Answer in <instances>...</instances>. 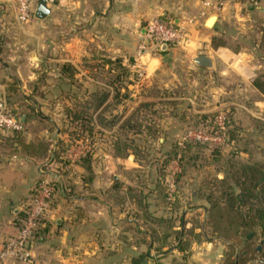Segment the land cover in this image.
Segmentation results:
<instances>
[{
    "label": "crops",
    "instance_id": "0c3cea01",
    "mask_svg": "<svg viewBox=\"0 0 264 264\" xmlns=\"http://www.w3.org/2000/svg\"><path fill=\"white\" fill-rule=\"evenodd\" d=\"M50 8L43 19L33 15L20 22L16 0H0V96L14 93L11 107L25 121L18 142L11 131L0 128V248L5 237L16 233L17 214L30 201L31 192L57 174L61 163H52L59 154L57 143L69 145L61 181L45 214L46 229L29 245L31 262L7 259L0 264H190L179 247L185 239L183 220L206 216L207 203L198 196L196 181L186 195L192 181L180 174L182 166L165 165L164 182L158 164L138 162L130 150L111 162L100 145L93 157L101 160L93 165L95 176L87 180L79 161L87 137L69 141L57 118L46 112L61 99L72 105L90 100V93L100 89L99 75L105 73L108 59L127 63L133 72L138 61L144 70L141 78H147L148 85L152 80V87L157 83L181 90L203 87L212 94L216 89L223 92L214 77L224 76L225 97L235 115L241 113L245 122L263 119L264 94L259 87L264 88V0L257 7L227 1L217 13L205 9L202 0H58ZM212 15L217 19L208 26ZM153 16L172 18L183 27L185 41L136 60L139 31ZM197 55L209 56L212 66L197 65L193 61ZM163 74L169 75L168 81L155 82ZM63 91L65 97L60 96ZM219 91L211 96H220ZM210 99L202 106H209ZM31 107L41 117L30 118ZM168 118L177 122L180 116L176 111ZM175 131L172 135L177 136ZM162 135L170 134L165 130ZM163 138L158 139L159 146L167 153ZM42 140L49 143L47 160L29 154L21 144ZM158 181L168 187V195L155 189ZM136 190L144 194L140 206L131 194ZM190 201L192 208L187 209ZM165 218L172 219L173 229L155 226L153 219ZM224 247L212 237L192 241L187 257L192 260L194 250L201 248L205 264H220Z\"/></svg>",
    "mask_w": 264,
    "mask_h": 264
},
{
    "label": "rangeland",
    "instance_id": "374dc122",
    "mask_svg": "<svg viewBox=\"0 0 264 264\" xmlns=\"http://www.w3.org/2000/svg\"><path fill=\"white\" fill-rule=\"evenodd\" d=\"M106 65L105 73H100L99 75L100 89L108 93L107 104L102 107L100 114L96 113L94 106L86 107L80 104H67L64 99H61L63 102L61 101L58 106L52 107L46 113L56 117L60 124L59 129L67 132L75 131L78 126L75 121L79 120L81 123L79 118L86 119L87 115L85 116V113L90 114L92 118L91 135L87 136V140H84V142L88 143L90 148L93 147L94 149L95 147L94 150L101 145L102 150L110 155L109 161L112 160V157L124 158L127 155V153L123 156L116 154L113 144L115 136H121L124 133L123 130H120V125L132 115L134 120L138 122L137 129H139L140 133L139 136L135 137L137 138V149L140 150L135 156V160L141 163L152 162L161 167L163 163H166L165 157L168 153L163 152V149L159 146L160 142L158 139L164 137V144H166V149L164 150L169 152L179 149L178 154L180 155L178 159L176 157L177 154L175 157L170 155L169 159H171L168 164L172 166L175 162H178L180 166L184 167L180 174L185 179L192 181L187 185L186 195L191 194L193 189L191 185L194 181L200 186L203 183L212 182L226 175L228 184L225 183L232 185L231 174L241 164L264 163V113L260 116L263 119L253 117L250 122L243 121L241 113L235 115L231 104L226 99L227 91H224V87L227 79H224V76L216 75L214 77L215 83L220 87L223 86V92L217 89L212 92V94H215L216 91L222 93L215 98L203 87L196 91L188 87H186L187 90H181L182 87L180 86L176 88L174 86L170 88L158 86L159 83H157V86L152 87L154 85L152 80L151 84L148 85L147 78L139 77L124 62H107ZM91 76L96 80L97 74ZM159 78L155 82L168 81L169 75L163 74ZM47 80H51L49 76H47ZM183 81L185 80L182 79V83L186 82ZM92 94L91 92L90 95L92 96ZM60 96L65 97V92L60 93ZM91 96H89V99L92 98ZM183 96H186V99H183ZM222 96H224L223 99L221 98ZM251 96L253 95L251 94ZM209 98H213L209 100L210 105L202 106L205 104L204 100ZM215 103L217 104L215 105ZM82 110L84 115L81 113ZM176 111L180 116L179 121H169L168 117ZM218 112L224 113L227 118L226 127L230 129L231 142L222 145L185 142L184 147L179 145V141L185 131L189 128L197 127V115L200 113L217 114ZM70 116H72V120H70ZM165 130L170 135L163 136L162 133ZM125 131H129L128 134L131 133L127 128H125ZM173 131L176 132L177 136L172 135ZM97 144L99 145L97 146ZM108 145H110V148H107ZM188 145H190V148H185ZM100 160L96 156L94 163L97 165ZM111 171L113 170L111 169ZM166 172L165 170V172L163 171L164 175L160 174V176H163V181ZM93 176H95L94 171ZM167 183L169 181L166 182V185ZM164 189V192L168 195V187L166 186ZM192 202L187 203V209L192 208ZM260 205L264 206V193L260 195ZM196 206L193 204V208ZM193 217L189 215L183 220L185 239L180 240L179 243V247H183L182 252L185 254V260L189 261L190 264H205V260H203L205 258L204 251L201 248L194 250L192 260L187 256L191 253L189 247L192 241L200 243L204 242V240L206 241L208 237L219 239L225 245L221 251L220 264L224 263L226 256L230 258V260L228 258L227 264H264V231L262 226L254 225L244 229L245 233L242 234L243 237H240L239 243H233L229 247L228 243L215 236L211 229L206 226V216L202 218ZM195 228H200V230L197 231ZM248 235L251 236L248 237ZM217 260L216 262H218Z\"/></svg>",
    "mask_w": 264,
    "mask_h": 264
},
{
    "label": "trees",
    "instance_id": "16d2710c",
    "mask_svg": "<svg viewBox=\"0 0 264 264\" xmlns=\"http://www.w3.org/2000/svg\"><path fill=\"white\" fill-rule=\"evenodd\" d=\"M106 61L108 63H112V61H109L108 59ZM259 88L264 94V88L262 86H260ZM107 94L108 93L106 91L99 89L92 94V98H90L91 100L86 101L83 106H94L97 111L96 113L100 114V110L102 109V107L107 104ZM14 99H16L14 93L4 97V100L6 101L13 115H15L22 122L24 130L25 121H22L20 117L17 116L16 112L18 111V109L11 107V105L15 102ZM80 105H82V103ZM30 109L31 114H28L30 118L38 116L40 114L34 109V107H31ZM81 113L84 115L83 110L81 111ZM215 115V113H200L196 118V120H198L197 126H206L209 131L217 130ZM85 116L86 119L82 117L79 118L81 120V123L79 120L75 121V123L78 125L75 131H68L69 141L81 140L83 138L85 139V137H89L91 135L92 118L90 117V114L85 113ZM70 120H72V116H70ZM137 123V120H134V117L132 115L129 118L125 119L124 122H122V125H120V130H123L124 133L121 136H115L113 144V148L116 154L123 156L127 153V150H130L131 152H133L134 156H136L137 153L140 152V150L137 149V138H135L136 136L140 135L139 129H137ZM125 128L129 129L131 133L128 134L129 131H125ZM23 130L20 132L11 131V133H13L14 141L18 142ZM226 134L227 139L225 141V144H228L229 142H231V135L230 129H227V127ZM21 144L23 145L25 150L29 152V154L44 158V160H47L50 157L49 143L44 140L38 141L37 143L27 144L21 142ZM57 145L59 147V154L55 153L52 159V163H61L57 173L62 174L63 169L61 168L64 167L63 156L67 154L69 145H67V143H65L64 141H59ZM185 148H190V145L186 146ZM167 153L168 154L165 157L166 163H163V165L159 168V174H163L164 166L167 165L169 160L171 159H169V157H171L170 155H173V157H175L178 151L172 150ZM93 156L94 149L93 147L90 148V146L88 145L79 157L80 164L86 170L87 175L85 176V179L87 180H91L93 178V165L95 159ZM183 169L184 167H182V170ZM226 179L227 177L225 175V177L215 179L212 182L209 181L208 183H203L200 186L198 185L199 189L197 188V192L199 194L198 196L203 198L207 203L205 220L206 226L211 229L212 233L215 236L221 238L223 241L228 243L229 247H231L233 243H239L238 241L240 240V237H243L242 234L245 233L244 229H247L251 226L253 227L254 225H258L262 226L264 231V206L260 205V195L264 193V163H243L237 169H235V171L232 172V185H227L228 183L226 182ZM60 181L56 183L55 189L57 188V185L58 183H60ZM38 185L31 192V199L27 203L25 208L17 214V227L25 217L28 208L30 207L29 204L32 200V197L37 191ZM155 189L158 190V193L165 194V189L160 185L159 181L156 183ZM236 190L238 191L236 192ZM131 194L136 197L138 201L137 204H139L138 206H140L144 195L143 191L136 190L133 193L131 192ZM153 220L155 226H157L158 228L160 227L163 231L173 229L174 227L173 221L170 218ZM46 226V221L44 218H42L40 220L39 226L33 233V239L36 235L42 234L46 229ZM153 232L155 234V237L157 238L156 230L154 229ZM228 258L229 256L225 257V261L223 264H225V262L227 264Z\"/></svg>",
    "mask_w": 264,
    "mask_h": 264
},
{
    "label": "built area",
    "instance_id": "2783aa9c",
    "mask_svg": "<svg viewBox=\"0 0 264 264\" xmlns=\"http://www.w3.org/2000/svg\"><path fill=\"white\" fill-rule=\"evenodd\" d=\"M37 0H16V17L20 22L28 21L33 15V4ZM58 0H46L47 4L53 5ZM230 1L243 7H257L260 0H202L205 9L214 13L219 12L225 2ZM185 41V33L182 26L175 24L172 18L153 16L146 20L138 34L136 49V60L143 54L159 53L162 45L167 47L178 46ZM135 61V60H134ZM136 73L139 77L143 75V69L135 61ZM217 130L209 131L206 126L189 128L179 141V145L185 146V142H200L205 144L222 145L227 139L226 116L222 112L215 115ZM0 128L6 131L20 132L23 130L22 122L11 112L4 98H0ZM45 163H43L44 165ZM61 179L57 173L48 181L39 183L35 195L30 202V207L17 227L13 235L4 238L0 248V261L13 259L20 263H29L32 259L30 243L33 233L45 218L54 194L55 185Z\"/></svg>",
    "mask_w": 264,
    "mask_h": 264
},
{
    "label": "water",
    "instance_id": "95a60500",
    "mask_svg": "<svg viewBox=\"0 0 264 264\" xmlns=\"http://www.w3.org/2000/svg\"><path fill=\"white\" fill-rule=\"evenodd\" d=\"M51 11L50 6L47 4L46 0H38V2L36 3L35 6V10H34V17L39 18V19H43L45 18ZM217 19V16L212 15L209 17L208 21H207V25L208 26H212L215 22V20ZM167 46L164 44L162 45V50L165 49ZM193 61L202 67H211L212 66V62L209 56L207 55H197L195 57H193ZM1 98V96H0ZM251 235H248V237H250ZM258 249H260L259 247H257Z\"/></svg>",
    "mask_w": 264,
    "mask_h": 264
}]
</instances>
